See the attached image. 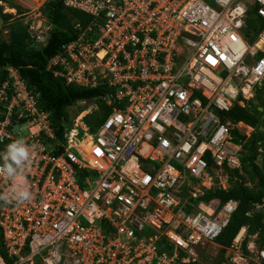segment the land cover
<instances>
[{
    "label": "built area",
    "instance_id": "1",
    "mask_svg": "<svg viewBox=\"0 0 264 264\" xmlns=\"http://www.w3.org/2000/svg\"><path fill=\"white\" fill-rule=\"evenodd\" d=\"M208 1L65 0L88 24L75 25L47 70L101 93L63 142L18 71L6 69L0 153L18 138L30 146L34 198L0 201V264H196L210 253L237 203L204 196L228 190L241 168L232 132L254 131L225 115L264 89V24L251 45L241 33L253 34L249 12L264 20V0ZM41 21L28 32L44 45ZM92 111L100 124L89 128L81 118ZM11 184L0 175V195ZM257 240L241 228L225 264H264Z\"/></svg>",
    "mask_w": 264,
    "mask_h": 264
},
{
    "label": "trees",
    "instance_id": "2",
    "mask_svg": "<svg viewBox=\"0 0 264 264\" xmlns=\"http://www.w3.org/2000/svg\"><path fill=\"white\" fill-rule=\"evenodd\" d=\"M64 1L46 0L40 8L50 26L44 45L34 43V39L28 32V26L21 21L12 20L14 19L12 15H3L0 8V18L3 22L0 29V86L7 79L6 69L9 67L16 69L27 88L36 97L39 108L49 113L54 136L60 142L65 140L66 131L70 126L68 108L79 101H93L101 93L99 90H84L66 84L63 79L54 77L51 70H47L50 59L60 53L63 45L77 37L79 30L75 28V25L79 23L81 28H85L89 20L84 13L67 8ZM16 11L19 18L24 15L19 7H16ZM249 16L248 27L255 35L264 24V20L255 17L253 11L249 12ZM3 32L6 33L7 38H4ZM262 56L264 54H259V57ZM258 108L263 111H259ZM1 109L2 106H0ZM225 117V120L232 123L242 122L252 127L254 131L248 138L238 134L237 131L232 132L234 143L241 145L243 151L240 158L242 174L238 170L232 171L231 187L228 190L209 191L204 196L206 201L213 198L221 203L228 200L237 202L229 223L215 240L221 251L218 264L227 262L224 258L225 249L230 246L242 226L248 227V235L257 233V244L264 246V211L250 213L255 205H260L264 201V170L254 164L257 144L260 143L264 148V131L262 130L264 89L257 90L253 101L245 107L233 106ZM246 181L250 186L246 184ZM1 247L0 240V253L7 260Z\"/></svg>",
    "mask_w": 264,
    "mask_h": 264
},
{
    "label": "clouds",
    "instance_id": "3",
    "mask_svg": "<svg viewBox=\"0 0 264 264\" xmlns=\"http://www.w3.org/2000/svg\"><path fill=\"white\" fill-rule=\"evenodd\" d=\"M11 10H15L16 11V9H14V8H12ZM15 11H14V16L13 17H15V15H16V17H19L17 15V11H16V13H15ZM4 13H6V12H4ZM3 15H6V14H3ZM12 20H14V19H12ZM9 22H11V21H9ZM26 25H28V24H26ZM84 101H86L87 107H83V110L80 111L78 116L74 120H70V126H69V129L66 131V136L68 135V133H70L73 130L74 125H76L75 122H77V119L79 118V115H81L82 112L86 111L87 108L90 105L91 106L93 105V101H87V100H84ZM79 102L81 103V105H83L82 104L83 101H79ZM87 103H89V104H87ZM92 115L97 117L96 112L92 111L91 114H86L84 117L81 118L82 119L81 123L83 125H85L84 121L92 119L93 118ZM97 119H98V117H97ZM79 121H80V119H79ZM81 123L78 125L77 128H79V126L82 125ZM65 139H66V137H65ZM239 146L241 147V145H239ZM241 151H242V148H241ZM241 151H240V153H241ZM32 156H33V153L30 151V146H28L25 143L23 138H18L16 140L10 142L9 144L6 145L4 152L0 153V161H2V163H0V175H3L5 178H7L8 180H10L12 182L11 188H10V193L8 195H0V201H2L4 203H12L13 201L24 202V201H30V200H32L34 198L33 193L27 187V181H26V178H25L26 168H27L28 165L32 164V162H33ZM256 159H257V157H256ZM256 159L254 160V164L258 168L264 170L263 166H259L256 163ZM237 170L240 173L241 168L237 169ZM254 211H255V206H254V210L252 209V211L250 213H253ZM243 227H246V226H242L241 228H243ZM249 236H251V235H249ZM211 246H215V247L218 246L217 249L220 248V246L217 245L215 243V241H214V243ZM211 246H209V248ZM206 250H207V248H206ZM228 255L229 254H228V252H226V249H225L224 258H225L226 261H228V258H229ZM206 256H209V254H206V252L203 251L200 258H203V257L205 258ZM197 263L198 264H202L201 260L199 262H197Z\"/></svg>",
    "mask_w": 264,
    "mask_h": 264
},
{
    "label": "rangeland",
    "instance_id": "4",
    "mask_svg": "<svg viewBox=\"0 0 264 264\" xmlns=\"http://www.w3.org/2000/svg\"><path fill=\"white\" fill-rule=\"evenodd\" d=\"M20 1L22 2L23 5H25L29 8H34V6L37 2H39V4H41V6H42V4H44L43 2H46V0H42L43 2L41 0H33V2H31V0H20ZM17 2H18V0H0V8L2 10V14L14 16L15 10H11V9L13 7H14V9H16V7H19L24 12V15L21 16L20 18L16 17V15H15V17H16V18L14 17L15 21H19V22L21 21L22 23L26 22L28 24L27 25L28 27L29 26L32 27V26H36L35 25L36 21L38 23L39 20L40 21L42 20L40 23L41 26H43V28L50 29V26L48 25V21H47L46 17L44 16L42 10L40 9L41 6L39 8H37L36 11L30 12L31 9H26L22 5H19L18 4L19 2L18 3ZM242 3L245 7H247L249 4V2L247 0H244ZM208 4H210L213 8H216L213 5L211 0L208 1ZM36 5H38V4H36ZM4 12H6V13H4ZM15 13H16V11H15ZM2 24H3V22H2V19L0 18V29L2 27ZM43 31H44V29H43ZM3 33H4V35H3L4 38H7V35H5L6 33L5 32H3ZM241 33L249 45H251L255 42V37H256L255 35L249 34L248 36H245V34L247 33V30L245 28L242 29ZM87 104H89V103H87ZM83 107H87V105H81V103L78 102L76 105H73L72 107L68 108L67 111H68L70 120H74L78 116L80 111L83 110ZM96 114L98 115L99 113H96ZM92 117H93L92 119L84 121V124L86 127L90 128V127H93L95 125L100 124V121L97 119V117H95L94 115H92ZM79 128H83V126L80 125ZM242 130H244V129H242ZM246 132H247V130H246ZM242 153H243V151H241L240 154H242ZM240 174H242L241 171H240ZM246 184L248 186H250L249 182H247V181H246ZM258 211L259 212L264 211V205L259 206L258 208L255 209V212H258ZM208 248L209 247H207V249ZM208 250L210 251L209 256H206L205 258L204 257L201 258V263L202 264H218L220 254H221V251H219L220 249H217V247H215V246H211ZM200 257H201V255H200Z\"/></svg>",
    "mask_w": 264,
    "mask_h": 264
},
{
    "label": "crops",
    "instance_id": "5",
    "mask_svg": "<svg viewBox=\"0 0 264 264\" xmlns=\"http://www.w3.org/2000/svg\"><path fill=\"white\" fill-rule=\"evenodd\" d=\"M41 1H42V0H41ZM18 2H19V3H18ZM18 2H17L18 4L22 5V6L25 7L26 9H31L30 12L36 11V9L39 8V7L41 6V4H39V2H37V3L35 2V3L38 4V5L35 4L34 8H29V7L25 6V5H23L22 2H21L20 0H18ZM31 2H33V0H31ZM42 2H43V1H42ZM25 23H26V22H25ZM25 23H24V24H25ZM26 24H27V23H26Z\"/></svg>",
    "mask_w": 264,
    "mask_h": 264
}]
</instances>
